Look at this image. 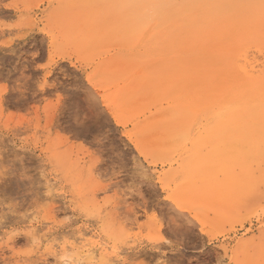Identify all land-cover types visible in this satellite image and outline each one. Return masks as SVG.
I'll list each match as a JSON object with an SVG mask.
<instances>
[{
	"label": "rangeland",
	"instance_id": "1",
	"mask_svg": "<svg viewBox=\"0 0 264 264\" xmlns=\"http://www.w3.org/2000/svg\"><path fill=\"white\" fill-rule=\"evenodd\" d=\"M200 1L0 0V165L19 158L0 179V264H264V128L228 134L211 109L164 122L184 99L193 104L187 72L163 48L184 55L175 37L199 27L181 25L192 2L202 13ZM147 23L157 26L149 41ZM50 47L63 67L41 88L38 56L47 62ZM90 102L107 148L74 131ZM17 225L33 236L9 242ZM29 246L31 255L13 254Z\"/></svg>",
	"mask_w": 264,
	"mask_h": 264
},
{
	"label": "bare ground",
	"instance_id": "2",
	"mask_svg": "<svg viewBox=\"0 0 264 264\" xmlns=\"http://www.w3.org/2000/svg\"><path fill=\"white\" fill-rule=\"evenodd\" d=\"M192 3L189 4L188 7H186V10L184 9L185 11L182 10L186 14L183 17V25H181V22L178 24H180L181 26H192L193 24H195V22L198 21L199 27L194 28L196 26L195 24L193 25V28L190 27L186 30L184 29L185 31L183 30V32L180 30L181 32H179V34L177 35L178 37L175 38L181 39L179 45L182 46L181 53L184 55L189 54L191 57L194 56V58L189 61H185L184 55H173L174 57H171V55L168 56V51H171L169 49H172L174 47H172L171 45H168V48H163V51L165 50L163 57H166L165 61L173 62L175 65H177V67L178 65L184 67L185 71L187 72L186 74H184L187 75L185 83H189V85L192 84L191 88L194 91V98L192 100L193 104H189L188 102V104L186 105V100L184 99L185 102L181 101L182 105H180V108L178 105V107L176 106L178 109H172V111L168 114H166L167 112H164V115H166L164 117V122H167L172 126L180 122L174 119V116L176 114L184 116L187 114L186 111H190L192 112V114H194V117H197L199 113H206L211 109V112H208L209 114H213V112L214 114L221 113L219 115V129L227 131L228 134L246 136L248 135V132L253 128H264V9H262L260 6L261 0H241L240 3L242 4V6L247 7L238 10H234L235 5L239 4V2L236 0H202L198 5L201 7V12L204 14H195L197 12L193 13L194 8ZM163 8H165V6ZM147 12H149V10H147ZM200 14L202 15L198 16ZM124 15L127 16L128 14ZM136 20H138V18ZM154 20H156V18ZM165 22H167V20H165ZM143 23L144 22L139 25H142L141 27L137 28L138 31L140 28V30L146 29L142 28L146 26V22L144 24ZM150 23H147V31L145 34H143L142 39H144L145 41L148 39L150 40V38L156 33H154V25L156 26V23L153 26L150 25ZM156 30H158V28ZM163 35H167V33L163 32ZM173 35H171V37ZM159 38L160 37H158V39ZM169 41L171 40L169 39ZM172 41H175V39L173 38ZM251 43H253L252 45L255 46V52H257V55L251 54L250 57L248 55V49L252 47L250 46ZM151 45L154 46V43ZM155 57L156 61L161 59V56H159L158 54H156ZM181 69L182 68H179V71ZM168 72H170V70ZM181 72L183 73V71ZM175 75V73L173 75L170 74V79L168 78L166 79V81L169 80L168 82H171V78ZM181 76L185 77L182 74ZM177 77H179V75ZM162 79L163 78H161V81ZM180 80L177 81L180 82ZM166 81L164 80V83H166L165 89L167 92L172 88L170 87V83L168 84ZM189 91H191V89ZM168 99L170 98L168 97ZM164 115L163 113L161 114V116ZM212 123H207V126H210ZM144 135L146 136V133ZM200 140L198 139L197 141L199 142ZM253 156L255 155L253 154ZM244 175V179L246 178L247 180L249 178V174L244 172Z\"/></svg>",
	"mask_w": 264,
	"mask_h": 264
},
{
	"label": "snow or ice",
	"instance_id": "3",
	"mask_svg": "<svg viewBox=\"0 0 264 264\" xmlns=\"http://www.w3.org/2000/svg\"><path fill=\"white\" fill-rule=\"evenodd\" d=\"M261 8L264 9V0H261ZM5 7H8V5H5ZM38 59L41 61L40 63L37 64V68L42 70L44 73L43 78L38 82L39 86L41 88H46L48 87V80L51 79L52 77L56 76V71L55 69L57 67H63V65H57L55 63V54L52 53L51 51V47L49 48V55H48V59L47 62H43L44 60V53L41 50V52L39 53ZM41 76V72L37 71L35 73H33V79L36 77H40ZM5 79L4 75L2 72H0V80ZM69 83H72L73 81L69 80ZM7 83L9 85V91H11L13 88H15V85L11 84V80H7ZM76 83L79 84V86L81 88L84 87V85L82 83L79 82V78L77 77V81ZM97 110V106L93 105L91 102L89 103V105L87 107H82L81 110L77 113V121L80 122L81 119L83 120V128H76L74 131L75 132H83L85 129H87L89 136H95L97 138V142H94L92 144V147L94 148H107V142L104 139V130L103 127L101 126V128L99 129V131L97 130L95 123H94V113ZM98 123V122H96ZM5 151H7V149H5ZM102 155H106V153L101 152ZM18 160L19 158L17 157L16 159H13L11 157V154H9V158L7 159V161H5V163L7 164V167H4L2 165H0V179L5 178L8 175H15L16 174V168L18 165ZM115 160V158H114ZM48 195H51V193H48ZM35 222V221H33ZM181 224H183V221H181ZM22 226L17 225V229L16 231H13L10 238H9V242L12 241L13 238L15 237H19V236H33V231L32 229H27L26 231H22L19 230ZM34 242V241H33ZM6 247V245H5ZM34 249L32 247H24L21 248L19 250H13V254L16 255H31L33 253ZM115 254V253H113ZM47 256H54L55 253L54 251H52L50 248L46 253ZM25 264H28V262H25ZM43 264H53V261L51 260H47L45 259ZM100 264H118L117 261L115 260H104L101 261ZM206 264H215L214 261H207Z\"/></svg>",
	"mask_w": 264,
	"mask_h": 264
}]
</instances>
